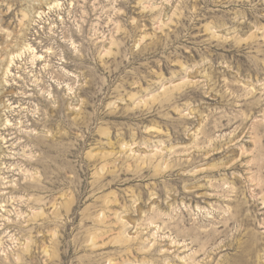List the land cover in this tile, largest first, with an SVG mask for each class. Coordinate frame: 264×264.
<instances>
[{"label": "rangeland", "instance_id": "1", "mask_svg": "<svg viewBox=\"0 0 264 264\" xmlns=\"http://www.w3.org/2000/svg\"><path fill=\"white\" fill-rule=\"evenodd\" d=\"M0 264H264V0H0Z\"/></svg>", "mask_w": 264, "mask_h": 264}]
</instances>
